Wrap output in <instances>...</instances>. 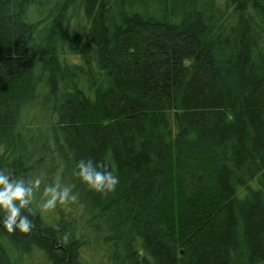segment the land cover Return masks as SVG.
I'll list each match as a JSON object with an SVG mask.
<instances>
[{
    "label": "trees",
    "instance_id": "obj_1",
    "mask_svg": "<svg viewBox=\"0 0 264 264\" xmlns=\"http://www.w3.org/2000/svg\"><path fill=\"white\" fill-rule=\"evenodd\" d=\"M0 169L42 180L0 264H264V0H0Z\"/></svg>",
    "mask_w": 264,
    "mask_h": 264
},
{
    "label": "clouds",
    "instance_id": "obj_2",
    "mask_svg": "<svg viewBox=\"0 0 264 264\" xmlns=\"http://www.w3.org/2000/svg\"><path fill=\"white\" fill-rule=\"evenodd\" d=\"M73 175L89 190L102 195L114 193L119 184L118 177L106 169L103 164H94L91 159H81L75 163ZM42 180L39 177H16L12 170L0 169V213H3L2 224L8 233L19 232L27 234L33 230V222L29 215H35L32 207L35 194L40 190ZM78 201V194L69 185H62L57 178L54 184L44 187L41 212L56 208L57 204L68 205Z\"/></svg>",
    "mask_w": 264,
    "mask_h": 264
}]
</instances>
